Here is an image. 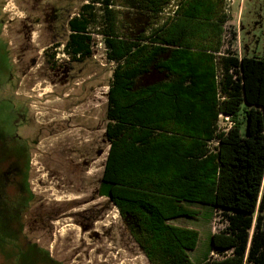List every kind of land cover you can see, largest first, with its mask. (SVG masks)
<instances>
[{"label": "trees", "instance_id": "1", "mask_svg": "<svg viewBox=\"0 0 264 264\" xmlns=\"http://www.w3.org/2000/svg\"><path fill=\"white\" fill-rule=\"evenodd\" d=\"M120 4L146 14V29L123 32ZM230 19L227 0H85L68 20L70 57L91 54L96 30L115 63L99 191L151 264H197L190 252L200 232L172 222L196 216L190 203L221 210L227 222L213 233L203 264H264V55L223 49ZM0 60L1 75L10 60ZM152 66L165 79L136 86ZM8 103L3 111L12 109ZM222 116L232 122L228 129ZM10 119L0 118V264H61L24 233L34 200L30 148L8 130L3 120Z\"/></svg>", "mask_w": 264, "mask_h": 264}, {"label": "rangeland", "instance_id": "2", "mask_svg": "<svg viewBox=\"0 0 264 264\" xmlns=\"http://www.w3.org/2000/svg\"><path fill=\"white\" fill-rule=\"evenodd\" d=\"M84 1L0 0V58L2 63L10 60L0 75V110L4 104L10 107L8 100L27 109V121L16 130L13 111L0 112V118H11L3 120L8 130L29 142L27 173L34 200L23 216L24 233L61 264H151L119 209L99 191L110 149L108 91L115 63L108 60L96 30H91L88 57L70 60L64 54L68 20ZM227 6L234 17L224 27L223 49L230 46L239 56L264 55V0H229ZM118 8L127 35L148 26V16L137 6ZM165 77L152 66L136 86ZM231 124L221 117L222 129ZM189 206L198 211L195 217L172 222L200 232L190 254L203 264L212 256L213 233L227 222L221 210L201 203Z\"/></svg>", "mask_w": 264, "mask_h": 264}, {"label": "flooded vegetation", "instance_id": "3", "mask_svg": "<svg viewBox=\"0 0 264 264\" xmlns=\"http://www.w3.org/2000/svg\"><path fill=\"white\" fill-rule=\"evenodd\" d=\"M75 15H77V14H75ZM148 21H149V18H148ZM148 21L145 23V26L148 25V23H149ZM128 27L131 28V24H128ZM135 33L136 32H134L133 34H135ZM64 47H65V45H64ZM64 54L65 55L67 54L68 59H70V60L74 59V58L70 57V54L68 52H66V50H64ZM11 103L13 104V101H11ZM11 112L14 113V115L16 116L15 123H14L15 124V130H16V128L19 127L20 124L25 123L27 121V109L20 107V105L17 106V105L13 104Z\"/></svg>", "mask_w": 264, "mask_h": 264}, {"label": "crops", "instance_id": "4", "mask_svg": "<svg viewBox=\"0 0 264 264\" xmlns=\"http://www.w3.org/2000/svg\"><path fill=\"white\" fill-rule=\"evenodd\" d=\"M226 4V3H225ZM232 15V16H231ZM230 16H231V19L227 22V23H229L230 21H232V19H233V17H234V14L232 13ZM226 23V24H227Z\"/></svg>", "mask_w": 264, "mask_h": 264}, {"label": "built area", "instance_id": "5", "mask_svg": "<svg viewBox=\"0 0 264 264\" xmlns=\"http://www.w3.org/2000/svg\"><path fill=\"white\" fill-rule=\"evenodd\" d=\"M227 1H229V0H227ZM226 119H229V117H226Z\"/></svg>", "mask_w": 264, "mask_h": 264}]
</instances>
